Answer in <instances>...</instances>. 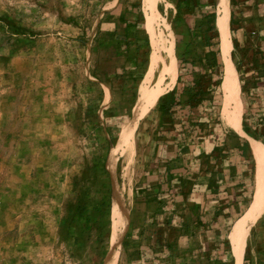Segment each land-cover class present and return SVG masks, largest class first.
I'll use <instances>...</instances> for the list:
<instances>
[{"label":"crops","instance_id":"obj_1","mask_svg":"<svg viewBox=\"0 0 264 264\" xmlns=\"http://www.w3.org/2000/svg\"><path fill=\"white\" fill-rule=\"evenodd\" d=\"M150 2L144 3L150 12L146 17L151 21L158 9L168 36L155 88L141 86L135 93L134 39L149 46V37L146 29L132 26L127 5L117 0V12L107 13L108 21L102 23L111 26L102 38H110L97 43L107 51L95 65L98 80L110 91L109 106L119 98L122 108L116 111L129 116L120 127L124 133L117 146L129 151L121 158L125 214L116 264H242L248 226L264 201V152L250 137L258 131L252 116L264 118V0ZM231 48L237 50L235 61L229 58ZM154 61H149L145 83ZM216 73L221 77L217 86ZM9 88L0 101L1 146L7 123L18 112V85ZM129 94L133 99L128 102ZM26 101L30 103L29 96ZM28 107L25 134L14 142L15 148L32 140L26 130L40 110ZM218 110L224 129L217 121ZM260 151L262 169L256 156ZM249 155L254 162L250 203ZM20 180L28 187L32 182ZM1 200L2 209L18 208ZM16 241L21 235L5 238L11 264Z\"/></svg>","mask_w":264,"mask_h":264},{"label":"rangeland","instance_id":"obj_2","mask_svg":"<svg viewBox=\"0 0 264 264\" xmlns=\"http://www.w3.org/2000/svg\"><path fill=\"white\" fill-rule=\"evenodd\" d=\"M130 1L119 0L132 11L126 14L134 16L128 18L132 26L146 29L149 37V46L134 39L137 94L141 86L155 88L168 36L157 7L150 21L145 0ZM153 1L149 5L161 4ZM117 8V0H0V101L14 83L19 98L18 112L7 123L5 144L0 145V189L4 190L0 198L9 206L18 205L9 210L0 207V264H11L5 243L9 235H21V241L12 243L16 258L12 264H108L111 255L116 264L125 214L121 158L129 151L117 146L124 133L120 127L129 116L116 111L122 108L119 98L109 106L110 91L96 76L95 60L107 52L97 48L104 31L111 28L102 23ZM106 37L103 41L109 40ZM151 58L155 61L145 83ZM229 58L235 61L237 50L231 48ZM220 78L216 73V86ZM218 92L220 106V88ZM129 95L128 102L133 99ZM28 104L41 114H33L35 120L26 130L31 143L26 140L23 147L15 148L14 142L25 134ZM218 112L217 121L224 129ZM252 117L258 131L250 137L261 143L264 152V118ZM37 135L40 140H35ZM246 167L250 203L251 155ZM19 178L32 182L28 187ZM254 214L242 264H264V201Z\"/></svg>","mask_w":264,"mask_h":264},{"label":"bare ground","instance_id":"obj_3","mask_svg":"<svg viewBox=\"0 0 264 264\" xmlns=\"http://www.w3.org/2000/svg\"><path fill=\"white\" fill-rule=\"evenodd\" d=\"M127 140H128V139H127ZM256 156H257V158H258V162H259V165H260L259 168L262 169V167H261V166H262V163H261V160H262V151H260V153H257ZM260 174H261V172L259 173V181H258V183H257L258 186L256 187L257 192H258V190H259V188H260ZM257 178H258V177H257ZM257 180H258V179H257ZM112 257H113V256L111 255V257H110V259H109V261H108V264H112V260H111Z\"/></svg>","mask_w":264,"mask_h":264}]
</instances>
